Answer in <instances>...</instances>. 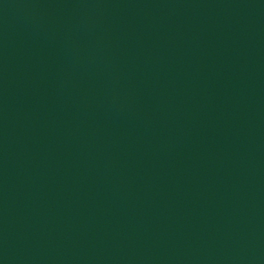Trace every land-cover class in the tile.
I'll return each mask as SVG.
<instances>
[{"label": "water", "instance_id": "95a60500", "mask_svg": "<svg viewBox=\"0 0 264 264\" xmlns=\"http://www.w3.org/2000/svg\"><path fill=\"white\" fill-rule=\"evenodd\" d=\"M0 264H264V0H0Z\"/></svg>", "mask_w": 264, "mask_h": 264}]
</instances>
